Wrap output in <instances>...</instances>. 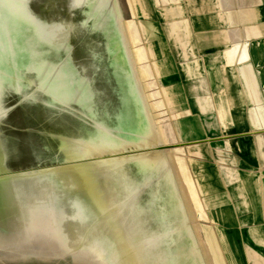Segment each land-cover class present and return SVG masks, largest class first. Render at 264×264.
<instances>
[{
  "label": "water",
  "instance_id": "95a60500",
  "mask_svg": "<svg viewBox=\"0 0 264 264\" xmlns=\"http://www.w3.org/2000/svg\"><path fill=\"white\" fill-rule=\"evenodd\" d=\"M119 0H0V252L207 264Z\"/></svg>",
  "mask_w": 264,
  "mask_h": 264
},
{
  "label": "crops",
  "instance_id": "0c3cea01",
  "mask_svg": "<svg viewBox=\"0 0 264 264\" xmlns=\"http://www.w3.org/2000/svg\"><path fill=\"white\" fill-rule=\"evenodd\" d=\"M125 2L154 105L191 156L215 262L264 264V0Z\"/></svg>",
  "mask_w": 264,
  "mask_h": 264
},
{
  "label": "rangeland",
  "instance_id": "374dc122",
  "mask_svg": "<svg viewBox=\"0 0 264 264\" xmlns=\"http://www.w3.org/2000/svg\"><path fill=\"white\" fill-rule=\"evenodd\" d=\"M122 8L123 15L125 16L126 21H128V15L125 10L126 2L125 0H119ZM151 94L152 91H150ZM164 107L155 105L157 113L159 116L160 124L163 127L166 140L168 141L169 146H178L177 141H179V136L177 133L173 132L171 124L169 122V117L165 115ZM183 149V148H182ZM182 149L170 148L171 155L173 156L176 170L178 171L182 187H184L185 195L187 202L189 203L192 217L195 220L196 228L198 234L200 235L202 248L205 253L207 264H217L215 262V251L211 247L210 240L212 238L211 232L206 227L207 218H203L204 215L202 209H198V204L193 200V193L191 191V185L195 188L196 184L192 178L190 171V155L188 151ZM198 193V189H197ZM202 213V214H201ZM16 259V260H12ZM0 264H102L92 259H87L76 254H66L61 252H51V251H9V252H0Z\"/></svg>",
  "mask_w": 264,
  "mask_h": 264
},
{
  "label": "bare ground",
  "instance_id": "6f19581e",
  "mask_svg": "<svg viewBox=\"0 0 264 264\" xmlns=\"http://www.w3.org/2000/svg\"><path fill=\"white\" fill-rule=\"evenodd\" d=\"M12 260H16V259H12Z\"/></svg>",
  "mask_w": 264,
  "mask_h": 264
}]
</instances>
